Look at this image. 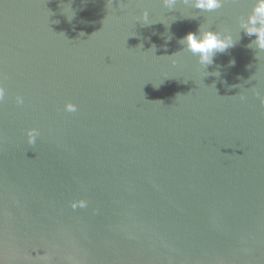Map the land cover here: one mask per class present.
Segmentation results:
<instances>
[{
    "label": "water",
    "instance_id": "1",
    "mask_svg": "<svg viewBox=\"0 0 264 264\" xmlns=\"http://www.w3.org/2000/svg\"><path fill=\"white\" fill-rule=\"evenodd\" d=\"M252 5L0 0V264H264ZM200 26L235 42L205 68Z\"/></svg>",
    "mask_w": 264,
    "mask_h": 264
},
{
    "label": "clouds",
    "instance_id": "2",
    "mask_svg": "<svg viewBox=\"0 0 264 264\" xmlns=\"http://www.w3.org/2000/svg\"><path fill=\"white\" fill-rule=\"evenodd\" d=\"M162 6L168 10H171L177 0H160ZM187 3L188 0H185ZM223 0H192L193 7L204 10L213 11L222 6ZM149 13L144 10L140 14V19L148 24ZM246 36L255 37L254 43L258 49L264 51V0H253V5L248 13L247 19L240 25ZM179 42L184 46V50L190 52L197 57V63L205 68L213 63V58L216 53H224L227 49L235 46V42L231 34L222 35L219 32L211 31L208 28L200 26L196 32L189 31L180 38ZM176 53L173 55L175 56ZM172 57V56H170ZM175 63V60H173ZM234 64V61H232ZM6 89L2 83H0V102L5 99ZM259 103L264 105V96H259L257 93ZM243 99V97H241ZM16 104H22L23 98L19 95L15 97ZM63 110L68 113H75L77 105L66 101L63 105ZM26 137V143L28 145H34L40 135L39 130L36 128H27L24 131ZM68 206L73 209H84L88 206V201L84 198L73 199L68 202ZM39 259L47 260V256H40Z\"/></svg>",
    "mask_w": 264,
    "mask_h": 264
}]
</instances>
